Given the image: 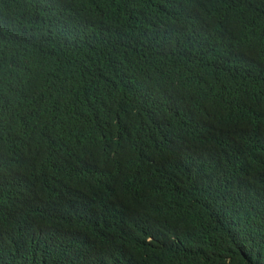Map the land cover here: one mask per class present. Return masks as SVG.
<instances>
[{
  "label": "trees",
  "instance_id": "obj_1",
  "mask_svg": "<svg viewBox=\"0 0 264 264\" xmlns=\"http://www.w3.org/2000/svg\"><path fill=\"white\" fill-rule=\"evenodd\" d=\"M262 218L264 0H0L17 264H264Z\"/></svg>",
  "mask_w": 264,
  "mask_h": 264
},
{
  "label": "clouds",
  "instance_id": "obj_2",
  "mask_svg": "<svg viewBox=\"0 0 264 264\" xmlns=\"http://www.w3.org/2000/svg\"><path fill=\"white\" fill-rule=\"evenodd\" d=\"M259 222V221H258ZM257 222V223H258ZM260 223H264V218L260 219ZM0 227V264H17L21 255V249L32 250L37 242L36 237L24 235L19 228L11 221H2ZM245 237L260 239L253 228L247 232ZM252 245V243H250ZM253 246V245H252ZM255 247V246H253ZM257 248V247H255ZM47 259V257H45ZM206 264L207 262H202ZM106 264H113L108 262Z\"/></svg>",
  "mask_w": 264,
  "mask_h": 264
}]
</instances>
